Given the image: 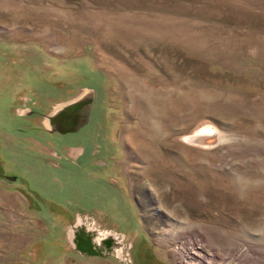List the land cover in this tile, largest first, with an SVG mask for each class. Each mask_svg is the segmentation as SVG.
Wrapping results in <instances>:
<instances>
[{
	"label": "rangeland",
	"instance_id": "rangeland-1",
	"mask_svg": "<svg viewBox=\"0 0 264 264\" xmlns=\"http://www.w3.org/2000/svg\"><path fill=\"white\" fill-rule=\"evenodd\" d=\"M42 90L96 98L106 169L27 160ZM131 263L264 264V0H0V264Z\"/></svg>",
	"mask_w": 264,
	"mask_h": 264
},
{
	"label": "flooded vegetation",
	"instance_id": "flooded-vegetation-1",
	"mask_svg": "<svg viewBox=\"0 0 264 264\" xmlns=\"http://www.w3.org/2000/svg\"><path fill=\"white\" fill-rule=\"evenodd\" d=\"M53 87L50 91L51 94H56L58 88L61 90L65 87ZM47 94L39 91L38 95H31L28 102L25 104L29 105L30 109L28 110L29 114L25 116H18L17 119H10V122H17V124H22L25 128H18L22 133L26 132L28 137H32L27 141V160H33V163L43 167H50L52 169H60L62 166L65 169L79 168L85 173H91L93 175L95 172L102 171L106 169L105 167H100L95 163H101L102 165L106 164V157L110 158L111 156L106 155V142H98V139H94L93 128L95 126L92 124L93 119L97 117L96 106L97 101L94 98L95 104L92 109V117L89 119L88 125H85L82 129L77 131H71L66 134H61L60 132H48L46 128H41L36 124L35 120H42L48 112H45V105L47 99H44ZM59 99V98H58ZM69 100V98H68ZM70 101V100H69ZM57 102H64L58 100ZM66 102V101H65ZM27 111V109H26ZM33 147L36 149L34 150ZM39 147V148H38ZM46 150L49 152L48 156ZM39 151V152H38ZM80 153L79 156L75 154ZM103 160V161H102ZM95 175V174H94ZM8 178V177H7ZM17 179V178H16ZM16 179L8 178L7 180L11 183H15ZM132 204L135 207V210H138L137 205H135L134 200H131Z\"/></svg>",
	"mask_w": 264,
	"mask_h": 264
},
{
	"label": "water",
	"instance_id": "water-1",
	"mask_svg": "<svg viewBox=\"0 0 264 264\" xmlns=\"http://www.w3.org/2000/svg\"><path fill=\"white\" fill-rule=\"evenodd\" d=\"M94 104L95 101L92 96L79 95L73 97L70 101L57 105L58 107L54 108L50 115L43 116L42 125L50 133L58 131L61 134H66L80 130L88 125ZM99 234L98 230L87 226L81 219L78 224L72 227L71 242L74 250L83 257L103 258L106 256L103 252L108 254L111 247L120 244L118 242L119 236L113 235L114 233H110L109 236L106 235L103 239H98Z\"/></svg>",
	"mask_w": 264,
	"mask_h": 264
},
{
	"label": "bare ground",
	"instance_id": "bare-ground-1",
	"mask_svg": "<svg viewBox=\"0 0 264 264\" xmlns=\"http://www.w3.org/2000/svg\"><path fill=\"white\" fill-rule=\"evenodd\" d=\"M195 264V263H194Z\"/></svg>",
	"mask_w": 264,
	"mask_h": 264
}]
</instances>
